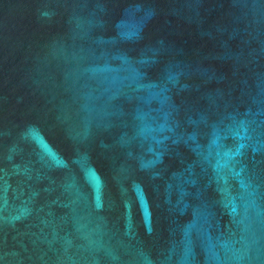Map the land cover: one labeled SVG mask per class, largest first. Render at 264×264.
I'll use <instances>...</instances> for the list:
<instances>
[{
    "label": "water",
    "instance_id": "1",
    "mask_svg": "<svg viewBox=\"0 0 264 264\" xmlns=\"http://www.w3.org/2000/svg\"><path fill=\"white\" fill-rule=\"evenodd\" d=\"M0 264H264V0H0Z\"/></svg>",
    "mask_w": 264,
    "mask_h": 264
}]
</instances>
